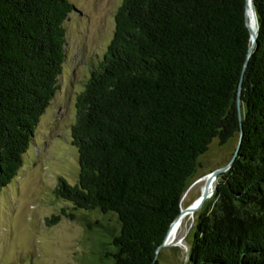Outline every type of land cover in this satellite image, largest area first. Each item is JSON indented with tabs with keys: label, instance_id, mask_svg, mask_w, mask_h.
Instances as JSON below:
<instances>
[{
	"label": "trees",
	"instance_id": "16d2710c",
	"mask_svg": "<svg viewBox=\"0 0 264 264\" xmlns=\"http://www.w3.org/2000/svg\"><path fill=\"white\" fill-rule=\"evenodd\" d=\"M246 3L123 0L117 8L110 44L76 98L69 131L78 181L60 178L55 190L76 211L115 218L113 230L94 223L104 229V262L159 264L156 251L200 158L214 140L224 145L242 132L188 258L264 264V0L252 2L260 30L250 55ZM73 8L68 0H0V194L59 90Z\"/></svg>",
	"mask_w": 264,
	"mask_h": 264
},
{
	"label": "rangeland",
	"instance_id": "374dc122",
	"mask_svg": "<svg viewBox=\"0 0 264 264\" xmlns=\"http://www.w3.org/2000/svg\"><path fill=\"white\" fill-rule=\"evenodd\" d=\"M68 1L74 11L65 22L66 56L59 90L40 119L23 156V167L0 194V264H108L98 246L104 229L94 223L99 221L113 230L115 218L76 211L58 199L55 190L60 178L71 186L78 181V154L69 131L76 122V98L110 44L115 13L123 0ZM239 138L232 137L224 145L214 140L209 146L182 198V208L201 196L200 186H196L199 181L231 162ZM213 195L184 222L176 242L159 251V264H189L198 217L207 208L213 209Z\"/></svg>",
	"mask_w": 264,
	"mask_h": 264
},
{
	"label": "water",
	"instance_id": "95a60500",
	"mask_svg": "<svg viewBox=\"0 0 264 264\" xmlns=\"http://www.w3.org/2000/svg\"><path fill=\"white\" fill-rule=\"evenodd\" d=\"M252 2H253V0H247V3H246V15H247L246 18H247V27H248L247 30H249V32H250L251 43H252V45L250 47V50H249V55L253 52L254 48L257 45L258 31L260 30L259 29V25H258V20H257V17H256V12H255V9H254V4ZM249 14H251V18H252V20L254 22L253 26L250 23ZM240 91L241 90H239V95H240ZM240 104H241L240 103V99L238 98V112H239V120L241 122L242 115H241V106H240ZM240 137L241 138H239L238 147L236 149V152H235L231 162L229 164H227L226 167H223L221 169L215 170V171L211 172L207 176V178H208L207 187L204 190V192L201 193V196L199 197V199L196 202L192 203L191 206H189L187 208H184V209L181 206L180 214L177 216V218L171 224V226L169 228L170 230H168V233L166 235V238H165L164 242L160 245V247L156 251V255L159 253V251L163 247L167 246V239H168L169 233H170L171 229L173 228V226L175 224H177L180 221V219L185 216V214H187V213H195V212L199 211L202 208V206L204 205L205 201L210 197V192L208 190L210 183L212 181H216V184H217V180H218L217 177H219L220 175L224 174L225 172H227L231 168L232 164L234 163L235 159L237 158V155L239 153V149H240L241 144H242V138H243V133L242 132L240 134ZM215 190H216V185L214 187L213 193L215 192ZM156 260H157V258H156Z\"/></svg>",
	"mask_w": 264,
	"mask_h": 264
},
{
	"label": "bare ground",
	"instance_id": "6f19581e",
	"mask_svg": "<svg viewBox=\"0 0 264 264\" xmlns=\"http://www.w3.org/2000/svg\"><path fill=\"white\" fill-rule=\"evenodd\" d=\"M249 19H250V23L252 24V26L254 25V22H253V20H252V18H251V14H249ZM207 183H208V178H204V179H202L201 181H199L197 184H196V186H200V192L202 193V192H204V190L206 189V187H207ZM215 185H216V181H212L211 183H210V185H209V192H210V196L213 194V191H214V187H215ZM186 198L187 197H185V199L184 200H186ZM210 198V197H209ZM208 198V199H209ZM207 199V200H208ZM184 209V208H183ZM194 215H195V213H187V214H185V216L184 217H182L181 219H180V221L177 223V224H175L174 226H173V228L171 229V231H170V233H169V236H168V239H167V245H170V244H172V243H175L176 242V239H177V236H178V233H179V231L182 229V227H183V224H184V222L187 220V219H189V218H193L194 217Z\"/></svg>",
	"mask_w": 264,
	"mask_h": 264
}]
</instances>
